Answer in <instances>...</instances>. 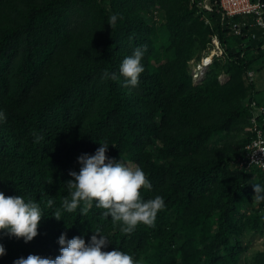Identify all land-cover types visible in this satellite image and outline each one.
I'll list each match as a JSON object with an SVG mask.
<instances>
[{
    "label": "trees",
    "instance_id": "trees-1",
    "mask_svg": "<svg viewBox=\"0 0 264 264\" xmlns=\"http://www.w3.org/2000/svg\"><path fill=\"white\" fill-rule=\"evenodd\" d=\"M198 1L0 0V191L44 213L28 243L0 234V264L55 259L62 233L87 243L95 232L111 242L104 251L128 252L138 264H264V244L251 250V235L264 234V203L253 200L264 175L239 165L252 103H264L256 98L264 28L254 15L224 18L219 5L208 11ZM214 35L223 53L195 82L191 60L209 52ZM141 45L137 87L102 80ZM258 121L264 128V114ZM100 142L109 157L144 170L152 184L144 199L164 198L155 227L124 234L95 204L84 216L63 211L77 158Z\"/></svg>",
    "mask_w": 264,
    "mask_h": 264
},
{
    "label": "clouds",
    "instance_id": "clouds-1",
    "mask_svg": "<svg viewBox=\"0 0 264 264\" xmlns=\"http://www.w3.org/2000/svg\"><path fill=\"white\" fill-rule=\"evenodd\" d=\"M117 19V14L112 15L108 25L115 27ZM147 51L146 45L136 47L131 55L122 60L118 73L105 69L102 80L118 81L123 77L124 87H137L145 71L142 61ZM6 122L7 115L0 109V124ZM42 139L43 136L35 135V142L39 143ZM108 149L109 144L100 142L94 154L83 153L77 158L80 168L78 172L69 173L72 179L67 185L72 190L71 199L63 200V211L73 213L79 208L80 214L84 216L95 204L97 208L105 210L104 217H111L113 222L122 225L120 231L124 234H132L141 224L155 227L158 213L166 207L164 198L156 195L144 199L141 189H152L147 174L138 166L132 168L121 160L109 157L106 155ZM253 190L254 202L264 203V183H254ZM43 216L38 202L31 199L26 201L23 196L6 197L0 191V234L22 238L28 243L38 235V226ZM54 216L61 219V212L56 211ZM95 233L87 243L81 236L68 239L66 233H62L58 238L60 255L55 259L29 255L15 260L13 264H138L128 252L120 249L104 251L111 242L105 235ZM4 255L6 249L0 244V257Z\"/></svg>",
    "mask_w": 264,
    "mask_h": 264
},
{
    "label": "built area",
    "instance_id": "built-area-1",
    "mask_svg": "<svg viewBox=\"0 0 264 264\" xmlns=\"http://www.w3.org/2000/svg\"><path fill=\"white\" fill-rule=\"evenodd\" d=\"M199 0L198 5L208 11H213L215 5H219L223 17H233L237 15H254L255 21L264 28V0ZM234 29L239 32L238 26ZM223 53V47L217 35L212 37V47L200 61H197V67H193L192 74L194 81L201 79L209 65L215 57ZM251 79L254 78V72H249ZM254 111L251 124L247 128L251 132V138L246 146L245 155L240 159V166H249L259 169L264 175V128L260 125L258 117L264 114V103H252Z\"/></svg>",
    "mask_w": 264,
    "mask_h": 264
},
{
    "label": "rangeland",
    "instance_id": "rangeland-1",
    "mask_svg": "<svg viewBox=\"0 0 264 264\" xmlns=\"http://www.w3.org/2000/svg\"><path fill=\"white\" fill-rule=\"evenodd\" d=\"M191 64H192V69H193V67H197V60H195V58H194L193 60H191ZM227 78H228V76L225 74H223L220 77L222 82L226 81ZM199 81H200V79L195 80V82H199ZM256 89L258 91L256 93L257 100L264 102V68L257 72ZM246 130H247V128H246ZM251 241H252L251 250H256V249L262 248L263 244H264V234L256 233V234L251 235Z\"/></svg>",
    "mask_w": 264,
    "mask_h": 264
}]
</instances>
